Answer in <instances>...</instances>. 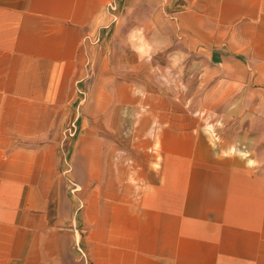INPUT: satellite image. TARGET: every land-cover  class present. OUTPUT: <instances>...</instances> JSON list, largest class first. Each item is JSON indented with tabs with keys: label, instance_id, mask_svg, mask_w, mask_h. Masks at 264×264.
Returning a JSON list of instances; mask_svg holds the SVG:
<instances>
[{
	"label": "crops",
	"instance_id": "crops-1",
	"mask_svg": "<svg viewBox=\"0 0 264 264\" xmlns=\"http://www.w3.org/2000/svg\"><path fill=\"white\" fill-rule=\"evenodd\" d=\"M138 9L203 65L187 95L114 47V15ZM142 95L145 141L116 153ZM207 111L241 134L216 142ZM258 143L264 0H0V264H264V171L234 151Z\"/></svg>",
	"mask_w": 264,
	"mask_h": 264
},
{
	"label": "rangeland",
	"instance_id": "rangeland-1",
	"mask_svg": "<svg viewBox=\"0 0 264 264\" xmlns=\"http://www.w3.org/2000/svg\"><path fill=\"white\" fill-rule=\"evenodd\" d=\"M114 16V25L117 26L112 37V41L116 43L114 47L119 53L124 50L133 53L137 50L145 56L151 73L155 74L157 81L165 91L164 97L167 98L172 90L178 93L184 92L187 95L189 89L193 91L195 85L201 84L199 79L202 77L203 65L191 64L186 50L177 48L176 38L171 33V19L166 15L162 16V14H158V11L152 9H138L124 10L118 17L117 14ZM134 67L130 66L132 73ZM148 80L153 85L156 83L150 78ZM136 90L137 94H142L140 89ZM142 96L134 104L120 106L119 114L116 117L119 127L113 130V134L110 135L115 141L116 153L128 154L136 151L139 147L140 136H143L141 138L143 142L145 141L144 133L146 132L140 131L139 125L144 117L149 115V103L147 98ZM164 97L161 96V99L166 102ZM192 97L195 101L200 99L199 96L191 95V100H193ZM183 98L186 101L187 96H183ZM162 104H164L163 101ZM204 116L207 131L216 142L221 140L222 136H227L228 139L235 141L236 135L241 134V130L235 128L233 116L225 120V113L223 112L221 115L218 111H207ZM150 119L154 121L153 116ZM220 127L223 129L220 130ZM147 133L150 135L149 132ZM234 151L240 152L245 157H248L252 152L257 153L260 159L254 161L255 165L260 171H264V145L260 143L254 145L236 144Z\"/></svg>",
	"mask_w": 264,
	"mask_h": 264
}]
</instances>
